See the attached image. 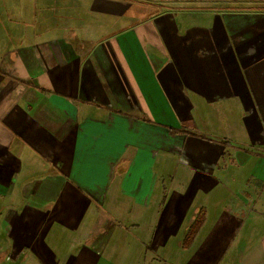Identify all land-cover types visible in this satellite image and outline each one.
Masks as SVG:
<instances>
[{"label": "crops", "instance_id": "0c3cea01", "mask_svg": "<svg viewBox=\"0 0 264 264\" xmlns=\"http://www.w3.org/2000/svg\"><path fill=\"white\" fill-rule=\"evenodd\" d=\"M250 1L3 0L0 264H264Z\"/></svg>", "mask_w": 264, "mask_h": 264}, {"label": "rangeland", "instance_id": "374dc122", "mask_svg": "<svg viewBox=\"0 0 264 264\" xmlns=\"http://www.w3.org/2000/svg\"><path fill=\"white\" fill-rule=\"evenodd\" d=\"M9 16L10 18H17V17H21L22 18H26L27 20H31L33 18V15L34 16H37V17H42V19L46 18V16L44 14H42L41 11L39 10H34L32 11L31 8L29 10L26 9V7H29L28 4H32L34 1L35 3H40L42 2L43 0H23V2L25 3V9H24V6L23 8L18 11V13L16 12V8H17V5H15L16 3V0H14L13 2L11 0H9ZM64 0H62L63 2ZM69 1V0H67ZM211 3H214L216 4V6L220 7V8H223V7H242V4L241 2H246L248 0H210ZM22 2V4H23ZM251 3H249V5H258L259 7L262 6L263 2L262 0H255L254 2L253 1H250ZM208 3V1H207ZM6 3H4L3 5V0H0V19L2 18V16H4L5 13V10H4V7H5ZM24 5V4H23ZM3 6V7H2ZM262 8V7H261ZM264 8V6H263ZM58 17H60V14H58ZM4 21L7 20V17H3ZM45 25L47 26V23H45ZM197 222V220H196ZM198 223V222H197ZM191 228V227H190ZM190 228L188 229V231L190 230ZM199 229V228H198ZM188 231L185 233L184 235V238L182 240V242L184 243V246L187 247L189 246L190 244H192L193 240L190 241V239H188L187 237V234H188ZM197 235V234H196ZM195 235V236H196Z\"/></svg>", "mask_w": 264, "mask_h": 264}, {"label": "trees", "instance_id": "16d2710c", "mask_svg": "<svg viewBox=\"0 0 264 264\" xmlns=\"http://www.w3.org/2000/svg\"><path fill=\"white\" fill-rule=\"evenodd\" d=\"M199 224L195 221L194 224L191 226L190 230L188 231L187 237L192 241L195 238V235L198 232Z\"/></svg>", "mask_w": 264, "mask_h": 264}]
</instances>
